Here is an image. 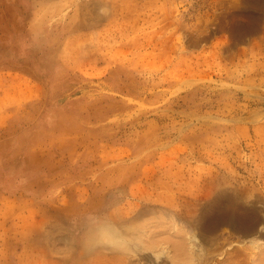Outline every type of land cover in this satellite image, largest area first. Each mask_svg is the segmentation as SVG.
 I'll use <instances>...</instances> for the list:
<instances>
[{"label": "rangeland", "instance_id": "obj_1", "mask_svg": "<svg viewBox=\"0 0 264 264\" xmlns=\"http://www.w3.org/2000/svg\"><path fill=\"white\" fill-rule=\"evenodd\" d=\"M0 264H264V0H0Z\"/></svg>", "mask_w": 264, "mask_h": 264}, {"label": "crops", "instance_id": "obj_2", "mask_svg": "<svg viewBox=\"0 0 264 264\" xmlns=\"http://www.w3.org/2000/svg\"><path fill=\"white\" fill-rule=\"evenodd\" d=\"M2 123V120L0 119V124Z\"/></svg>", "mask_w": 264, "mask_h": 264}]
</instances>
